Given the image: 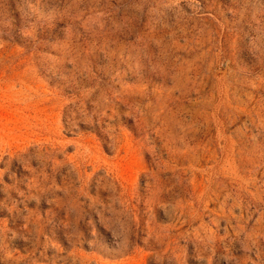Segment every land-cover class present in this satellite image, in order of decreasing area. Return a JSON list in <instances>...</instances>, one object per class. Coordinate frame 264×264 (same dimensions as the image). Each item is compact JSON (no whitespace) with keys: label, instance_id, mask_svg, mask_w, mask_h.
Returning <instances> with one entry per match:
<instances>
[{"label":"rangeland","instance_id":"rangeland-1","mask_svg":"<svg viewBox=\"0 0 264 264\" xmlns=\"http://www.w3.org/2000/svg\"><path fill=\"white\" fill-rule=\"evenodd\" d=\"M0 264H264V0H0Z\"/></svg>","mask_w":264,"mask_h":264}]
</instances>
